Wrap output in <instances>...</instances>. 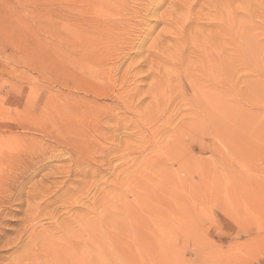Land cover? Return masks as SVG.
<instances>
[{"label": "rangeland", "instance_id": "374dc122", "mask_svg": "<svg viewBox=\"0 0 264 264\" xmlns=\"http://www.w3.org/2000/svg\"><path fill=\"white\" fill-rule=\"evenodd\" d=\"M150 1L0 0V264H264V0Z\"/></svg>", "mask_w": 264, "mask_h": 264}, {"label": "bare ground", "instance_id": "6f19581e", "mask_svg": "<svg viewBox=\"0 0 264 264\" xmlns=\"http://www.w3.org/2000/svg\"><path fill=\"white\" fill-rule=\"evenodd\" d=\"M152 1V0H151ZM151 1H150V3H151ZM162 1V0H161ZM169 1V0H168ZM168 1H167V3H168ZM183 1V0H182ZM155 2V1H154ZM159 2V1H158ZM166 2V1H165ZM172 2V1H171ZM176 2V1H175ZM150 3H148V5L150 4ZM153 3V2H152ZM156 3V2H155ZM170 3V2H169ZM142 4V3H141ZM154 4V3H153ZM163 4V3H162ZM157 5V4H156ZM167 5V4H166ZM165 7V6H164ZM169 7H171V6H169ZM174 7H175V5H174ZM139 8V7H138ZM176 8V7H175ZM141 9V8H140ZM178 9V8H177ZM181 9V8H180ZM144 10H145V8H144ZM173 10V9H172ZM138 11H140V10H138ZM142 11V10H141ZM175 11V10H174ZM145 12V11H144ZM147 12V11H146ZM153 12V11H152ZM156 12V11H155ZM148 13V12H147ZM146 13V14H147ZM168 13V12H167ZM131 14V13H130ZM170 14V13H169ZM168 14V15H169ZM152 15V14H151ZM167 17V16H166ZM170 17V16H169ZM168 18V17H167ZM141 19V18H140ZM169 19V18H168ZM111 21V20H110ZM142 22V21H141ZM147 22V21H146ZM172 22V21H171ZM245 22V21H244ZM160 23V22H159ZM141 24V23H140ZM148 24V23H147ZM136 25V24H135ZM137 26H139V25H137ZM154 26V25H153ZM172 26V25H171ZM155 27V26H154ZM138 28V27H137ZM120 30V29H119ZM149 30H150V26H149ZM148 30V31H149ZM263 30V29H262ZM139 31V30H138ZM182 31V30H181ZM136 32V31H135ZM255 37V36H254ZM259 37V36H258ZM130 40V39H129ZM250 40H251V38H250ZM252 41H254V38L252 39ZM132 44V43H131ZM178 44V43H177ZM251 44V43H250ZM174 46V45H173ZM255 46V45H254ZM176 49H177V47H176ZM231 90V89H230ZM71 129H74V133H75V135L76 136H78V137H80V136H82L81 138H82V140L81 139H78V137H77V139H75L73 136L74 135H70V136H68V134H65L64 135V140H62V145H65V146H67L68 148H70V150H72L77 156L78 155H81V157L82 156H86L87 157V150L89 149V147H92V145L90 146L89 144L87 145V143H90V142H87L86 143V140H85V135H84V133L80 130V129H78V128H71ZM71 129H64V130H66L67 132H70L71 131ZM27 131V130H26ZM29 131V130H28ZM43 131H45V130H42L41 132H43ZM52 131H54V130H52ZM51 131V133H53ZM30 132V131H29ZM59 132H60V130H59ZM8 133V132H7ZM25 133V132H24ZM57 133V132H56ZM88 133V132H87ZM9 134H11V133H9ZM44 134H45V132H44ZM27 135V134H26ZM30 135H32V134H30ZM37 135V134H36ZM40 135H41V133H40ZM57 135H59V134H57ZM181 135V134H180ZM193 135V134H192ZM44 136V135H43ZM25 137V136H24ZM63 137V136H62ZM85 137V138H84ZM15 140H17L18 141V139L17 138H14ZM22 139V138H21ZM35 139V138H34ZM37 139V138H36ZM28 140V139H27ZM29 140H30V138H29ZM32 140V139H31ZM23 141V140H22ZM34 142V141H33ZM32 142V143H33ZM51 142V141H50ZM179 142V141H178ZM14 143V142H13ZM13 143H8L9 145H10V147H11V152L8 150V146L6 145V143H3V145H2V147H1V149H0V195L2 196V200L3 199H5V197L7 196V199H10L11 197L9 196V195H2V193L3 194H6L7 193V191L5 192L4 190H5V188H9L10 189V187L12 188L14 185H16V183H17V180L18 179H20V178H17L18 176H20V175H22V177H25L26 175H25V172L29 169H27V168H25L24 167V165L27 163L28 164V162H29V164H30V162H33L34 160H33V158H31V156H27L28 154H27V152H28V150L27 149H25V150H23V147H21L19 144L17 145V144H13ZM40 143V142H39ZM47 144V143H46ZM50 144V143H49ZM32 145V144H31ZM182 146H183V144H181ZM45 146V145H44ZM47 146V145H46ZM48 146H50V145H48ZM57 146V145H56ZM26 147V146H25ZM57 147H59V146H57ZM61 147V146H60ZM181 147V146H180ZM41 148H43V147H41ZM41 148H40V150H41ZM45 148V147H44ZM49 148V147H48ZM48 148H46L47 150H49ZM52 148V147H51ZM54 148V147H53ZM182 148V147H181ZM57 149V148H56ZM63 149V148H62ZM183 149V148H182ZM37 150V149H36ZM35 150V151H36ZM39 150V149H38ZM44 149H42V151H43ZM53 150H55V149H53ZM52 150V151H53ZM69 150V149H68ZM16 151H17V154H16ZM45 151V150H44ZM8 152H10L11 153V155H10V153L8 154ZM30 152V151H29ZM40 152V151H39ZM39 152H35V154H39ZM45 152H47V151H45ZM69 152H71V151H69ZM72 152V153H73ZM87 152V153H86ZM4 153H6V154H4ZM32 153H33V151H32ZM31 153V154H32ZM49 153H51V151H49ZM48 153V154H49ZM54 153V152H53ZM53 153H51V154H53ZM34 154V155H35ZM41 155H43L42 154V152L40 153ZM39 154V155H40ZM48 154H46V156L45 157H47L48 156ZM51 154H49V155H51ZM87 154V155H86ZM14 155H16V156H14ZM33 155V154H32ZM40 155V156H41ZM45 155V154H44ZM68 155H70V154H68ZM40 156H38L39 158H40ZM52 156V155H51ZM24 157V158H23ZM34 157H37V156H34ZM54 157V156H53ZM55 157H57V155H55ZM76 157V156H75ZM80 157V158H81ZM43 158V157H42ZM41 158V159H42ZM51 158V157H50ZM83 158V157H82ZM27 159V160H26ZM34 159H36V158H34ZM41 159H39V160H41ZM44 159V158H43ZM75 159V158H74ZM85 159V158H84ZM84 159H82V160H84ZM89 159V158H88ZM37 160H38V158H37ZM38 160V161H39ZM46 160V159H45ZM48 160V159H47ZM80 160V159H79ZM38 161H36L37 163H39ZM85 161V160H84ZM83 161V162H84ZM88 161V160H87ZM76 162V161H75ZM78 162V161H77ZM82 162V163H83ZM41 163V162H40ZM35 164V167H36V163H34ZM81 164V163H80ZM84 164H87V163H84ZM38 165V164H37ZM31 168H32V172L34 171V167L32 166V163H31ZM29 166V167H30ZM89 166V165H88ZM30 168V169H31ZM73 168V167H72ZM78 168V167H77ZM20 170V171H22L23 172V174L21 173V174H19L17 177H16V175L14 174H12V173H15L14 171H16V170ZM36 169V168H35ZM69 169V168H68ZM19 170H18V172H19ZM73 170V169H72ZM30 171V170H29ZM36 171V170H35ZM71 171V170H70ZM76 172V171H75ZM81 172H82V169H81ZM29 172H27V174H28ZM36 173V172H35ZM80 172H78V174H79ZM12 174V175H11ZM16 174H17V172H16ZM23 175H25V176H23ZM69 175H71V174H69ZM87 176V175H86ZM21 177V178H22ZM23 179V178H22ZM21 182V181H20ZM23 182V181H22ZM20 184V183H19ZM21 184H23V183H21ZM250 185V184H249ZM18 186H20V185H18ZM21 187V186H20ZM19 187V188H20ZM262 188V187H261ZM4 189V190H3ZM13 189V188H12ZM14 189H15V186H14ZM18 190H20V189H18ZM87 190V189H86ZM15 191H17V190H15ZM34 191V190H33ZM14 192V191H13ZM20 192V191H19ZM46 192V191H45ZM36 193V192H35ZM7 194H9V191H8V193ZM10 194H12V192H10ZM27 194V193H26ZM50 195H51V193H49ZM34 195V194H33ZM260 195V194H259ZM0 196V197H1ZM12 196H14L15 197V195H12ZM18 196V195H17ZM46 196V195H45ZM9 197V198H8ZM35 198V197H34ZM39 198V197H38ZM1 199V198H0ZM12 199V198H11ZM16 199V198H15ZM14 199V200H15ZM263 198H261V200H262ZM2 200H0V204L1 203H3V202H6V201H8V203L9 204H11V202H10V200H4L3 202H2ZM13 200V201H14ZM18 200V199H17ZM44 200V199H43ZM27 201H29L28 199H27ZM8 203H3V204H1V206H3V205H5L6 207H7V205H9ZM32 203V202H31ZM40 203V202H39ZM25 204H26V202H25ZM30 204V203H29ZM46 204V203H45ZM33 205V204H32ZM42 205V204H41ZM0 206V207H1ZM4 207V206H3ZM2 207V208H3ZM13 207V206H12ZM15 207V206H14ZM34 207H36V205L34 206ZM8 208V207H7ZM10 208V207H9ZM8 208V209H9ZM39 208V207H38ZM1 209V208H0ZM7 209V210H8ZM25 209V208H24ZM4 210H5V207H4ZM10 210V209H9ZM19 210V209H18ZM1 211H3V209L1 210ZM33 211V210H32ZM9 212H11V211H9ZM22 212V211H21ZM5 214H6V212H4ZM30 213V212H29ZM4 215V214H3ZM9 215V214H8ZM0 217H1V215H0ZM3 217H5L6 218V216H3ZM4 218V219H5ZM3 219V218H2ZM9 219V218H8ZM14 219V218H13ZM12 219V220H13ZM2 221V220H1ZM3 223V225L5 224V222H2ZM1 222H0V224H2ZM28 223V222H27ZM32 223V222H31ZM2 225V226H3ZM18 225V224H17ZM29 225V224H28ZM34 225V224H33ZM1 226V225H0ZM5 226V225H4ZM36 226V225H35ZM28 227H31V226H28ZM1 228V227H0ZM32 228H33V226H32ZM36 228V227H35ZM30 229V228H29ZM37 230V229H36ZM39 230V229H38ZM0 232H1V230H0ZM17 232H19V231H17ZM30 232V231H29ZM14 233H15V231H14ZM22 233V232H21ZM20 233V234H21ZM1 234V233H0ZM17 234H19V233H17ZM33 234V233H32ZM13 235H15V234H13ZM2 236V235H1ZM0 236V237H1ZM17 238V237H16ZM20 236L18 237V239H17V241H14V242H18L19 240H20ZM2 239H3V237H2ZM23 239V238H22ZM260 240H261V242L263 241V238H259ZM8 240V239H7ZM6 241V240H5ZM5 243V242H4ZM3 244V243H2ZM15 244V243H14ZM83 244V243H82ZM15 246V245H14ZM21 246V245H20ZM153 246V245H152ZM6 247V246H5ZM9 247H11V246H9ZM30 247V246H29ZM2 248V247H1ZM19 248V247H18ZM21 249V248H20ZM81 249V248H80ZM17 250V249H16ZM89 250V249H88ZM20 251V250H19ZM29 251V250H28ZM28 251H26V252H28ZM68 251V250H67ZM14 254H15V252H14ZM17 254V253H16ZM26 255V254H25ZM12 257V256H11Z\"/></svg>", "mask_w": 264, "mask_h": 264}]
</instances>
